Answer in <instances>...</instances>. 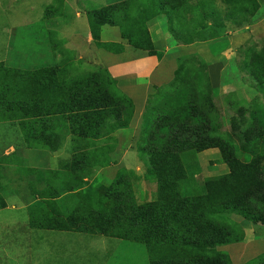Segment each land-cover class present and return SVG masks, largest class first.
I'll return each instance as SVG.
<instances>
[{"label":"trees","instance_id":"16d2710c","mask_svg":"<svg viewBox=\"0 0 264 264\" xmlns=\"http://www.w3.org/2000/svg\"><path fill=\"white\" fill-rule=\"evenodd\" d=\"M225 1L234 11L245 5V0ZM212 2L123 0L93 9L86 17L99 48L109 45L100 41V28L108 24L117 27L129 45L153 54L147 21L166 15L179 23V37L178 33L193 26L187 16ZM252 4L247 14L253 15L258 8L254 0ZM180 37L186 44L194 39ZM247 65L255 86L264 90V51L252 52ZM201 70H189L153 105L141 150L149 176L157 183L156 195L152 201L137 203L126 181L83 190L82 173L88 161L94 158L103 167L92 140L128 127L133 116L131 100L118 90L108 71L67 76L58 66L20 70L0 65V122L15 121L28 148L57 151L62 129L74 141L70 160L38 173V179L47 184L35 191L40 203L27 209L30 227L136 240L146 245L150 264H230L219 248L245 236L231 215L264 224V117L256 114L264 107L257 106L245 123L248 112L239 104L240 117L229 118L230 131L222 133L221 106L213 103L207 66L203 64ZM222 111H230L229 103ZM231 135L241 143L246 160L237 154ZM213 148L221 152L229 171L187 185L184 159ZM4 158L0 159L2 206ZM60 200L63 209L58 206ZM256 264H264V259Z\"/></svg>","mask_w":264,"mask_h":264},{"label":"rangeland","instance_id":"374dc122","mask_svg":"<svg viewBox=\"0 0 264 264\" xmlns=\"http://www.w3.org/2000/svg\"><path fill=\"white\" fill-rule=\"evenodd\" d=\"M120 1L123 0H63L60 4L58 0H0V65L20 70L58 66L67 76L107 70L112 52L127 50L129 54L135 50L117 27L108 24L100 28V41L109 45L99 48L89 35L86 16L93 9ZM254 1L258 8L253 15L247 14L253 7L252 0H245L243 8L235 11L225 0H213L187 16L195 29L191 27L188 32L178 34L191 35L198 42L169 52L163 65L156 68L147 91L137 94L121 91L132 102L131 123L139 119L141 126L137 128L141 133L127 138L121 135L122 141L116 138L110 142V151L95 145L103 167L94 158L88 161L82 173L86 180L83 190L126 181L137 203L154 200L157 183L148 173L146 156L141 150L143 137L154 103L164 90L178 85L189 70L201 72L203 64L208 67L214 61L223 62L218 87H213L210 77L213 103L221 106L222 133L230 131L229 118L240 117L236 110L239 104L248 112L245 123L251 120L250 112L257 106L264 107V90L255 86L247 69L249 55L264 51V0ZM156 21L160 23L154 24ZM161 26L175 32H171L172 39L165 38L156 47L165 48L181 41L176 36L179 23L170 21L166 15L147 22L151 39L155 41ZM181 60L187 62L180 65ZM226 103L230 111L224 114L222 106ZM256 114L264 117V108ZM230 139L237 154L246 160L241 143L233 135ZM125 149L135 152H124ZM61 150L57 152L60 156L72 158L71 152ZM57 153L26 147L15 121L0 122V159L5 157L1 168L6 184L4 206L0 202V264H150L146 245L136 240L30 227L27 209L40 203L35 191L47 184L38 179V173L59 165ZM184 164L189 186L229 171L216 148L188 154ZM58 206L63 209L64 203L60 200ZM231 216L243 228L244 239L219 249L229 256L230 264L259 263L264 259V224Z\"/></svg>","mask_w":264,"mask_h":264},{"label":"crops","instance_id":"0c3cea01","mask_svg":"<svg viewBox=\"0 0 264 264\" xmlns=\"http://www.w3.org/2000/svg\"><path fill=\"white\" fill-rule=\"evenodd\" d=\"M152 19H150L149 21H152ZM158 23L160 22L156 21L154 24H158ZM89 35L91 36V33ZM165 38L169 40L172 39L173 38L172 33L165 27L161 26L159 29H157V37L155 41L154 39L151 40L153 41V44L156 47L157 44H162ZM197 40L198 39H195L194 37L193 41L188 44L182 43V41H178V42L174 41L170 45L167 44L165 48L164 47L162 48L161 46L154 48V54H145L146 52L148 53L147 50L138 49L133 46L132 47L135 50L134 53L132 52L127 54V50L126 51L119 50L116 52H112L113 58L110 57L107 59L109 62L107 71L110 74V76L115 80L116 87L118 88L119 91L127 92V93L131 92L133 94H137L138 92L140 93L145 92L149 88V84L153 79L156 68L161 67L163 65V62L165 61L164 58L168 55V53L178 49L179 47L191 46L194 43H197L198 42ZM78 48L79 45L77 46V49ZM223 68H224V64L222 61H214L208 64L207 70H208L209 79L211 77L214 88L218 87L220 84L219 78ZM97 71H93V72H97ZM139 125H140L139 119L133 120L132 123L130 122L128 127H124L122 129L120 128L115 129L116 131L113 130L104 136L93 139L92 140L94 142L93 145L94 147L96 145V147L107 149L108 151H110L111 150L109 148L110 142H115L116 138L117 141H122L121 135H126L127 138V137H133L136 133H141L140 131H138L137 128ZM141 129L142 128H140L139 130ZM60 133L62 139L61 146L57 151H52V153L55 155V153H57L59 150L62 149L61 151H64L66 149V151L71 152L72 154V145L74 142L73 137L67 133L66 129H62ZM116 152H122V150H117ZM124 152H135V150L125 149ZM56 156L57 158L60 159V162L67 161L66 157L60 156L59 153H57ZM57 166L52 167L50 169H54ZM33 229H38V228H33ZM42 230H48V229H42Z\"/></svg>","mask_w":264,"mask_h":264}]
</instances>
